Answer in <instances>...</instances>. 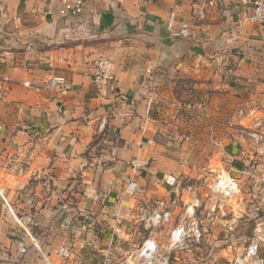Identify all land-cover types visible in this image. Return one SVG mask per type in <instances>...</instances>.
Returning a JSON list of instances; mask_svg holds the SVG:
<instances>
[{
  "label": "crops",
  "instance_id": "0c3cea01",
  "mask_svg": "<svg viewBox=\"0 0 264 264\" xmlns=\"http://www.w3.org/2000/svg\"><path fill=\"white\" fill-rule=\"evenodd\" d=\"M72 1L83 7L74 19L58 14V1L0 0V188L8 203L0 198V264H43V255L54 264L118 262L146 237L140 209L157 207L179 171L172 164L177 150L154 139L144 69L176 67L199 91H217L231 115L242 110L264 119V26L235 27L248 8L240 0ZM207 1L214 5L206 17L195 18L192 9ZM108 13L112 22L103 27ZM106 30L120 36L93 44ZM99 55L114 70L105 94L92 85ZM55 75H64L70 89L50 88ZM231 145L222 149L231 166L241 167L238 140ZM133 157L146 159L147 168L133 171ZM32 212L27 234L16 219ZM181 219L173 215L161 227L169 260L179 261L180 250L193 254L205 239L202 229L191 251L168 246ZM61 244L71 252L59 260Z\"/></svg>",
  "mask_w": 264,
  "mask_h": 264
},
{
  "label": "rangeland",
  "instance_id": "374dc122",
  "mask_svg": "<svg viewBox=\"0 0 264 264\" xmlns=\"http://www.w3.org/2000/svg\"><path fill=\"white\" fill-rule=\"evenodd\" d=\"M192 14L197 18L193 9ZM115 36L120 35L113 30L96 32L93 44ZM143 75L144 96L156 128L154 139L177 150V162L172 164L179 171V182L165 197L157 199V207L161 202L170 208L175 206L172 216L196 222L205 237L200 249L196 246L189 255L180 250L179 261L171 259L169 263L184 259L187 264H250L253 257L247 250L252 242L257 243V257L264 263V139H260L264 128L253 125L262 123L263 117L253 119L239 110L231 115L229 102L216 96L217 91L207 93L205 86L199 91L186 73L166 63L144 69ZM195 102H204L205 109ZM236 140L246 158L238 168L231 166L222 149L227 143L224 149L229 151ZM231 180L237 185L230 191ZM188 206L192 209L185 214ZM187 244L191 250L196 245ZM214 252L221 255L211 260Z\"/></svg>",
  "mask_w": 264,
  "mask_h": 264
},
{
  "label": "built area",
  "instance_id": "2783aa9c",
  "mask_svg": "<svg viewBox=\"0 0 264 264\" xmlns=\"http://www.w3.org/2000/svg\"><path fill=\"white\" fill-rule=\"evenodd\" d=\"M58 1L60 3L57 9L58 14L62 17L74 19L79 16L83 7L80 2H74L72 0H50ZM248 8L241 14L239 19L236 21L235 27L240 29L247 22L254 24L260 28L264 26V0H240ZM214 5L213 1H207L206 3L200 5L198 8L193 9V13L196 15L197 19L203 20L206 17V10L208 7ZM182 29L187 30L186 24L182 25ZM114 79V70L110 59L106 56H98L93 62L92 68V85L98 94H105L107 89L112 86V81ZM70 83L64 75H55L48 81V86L50 88H57L62 92H66L70 89ZM240 114H245L242 110H239ZM105 121L102 120L100 123V128H103ZM255 126H260L264 128V121L261 123L256 121L253 123ZM264 136H260V139ZM264 150V146H263ZM130 168L135 172H140L145 170L148 166L147 160L133 157L129 160ZM232 181V180H231ZM177 182H179L177 180ZM231 189H234L237 185L236 182L232 181ZM0 198L4 204H8L6 200V194L3 188H0ZM192 208L188 206L184 213H188ZM140 219L145 230H147V235L142 239V241L137 245V247L129 253L128 257L118 261L111 262L109 259H105L103 264H170L169 259L164 255L163 249L164 244L160 242L161 227L170 222L172 217V211L170 206L168 207L163 202H161L159 208H144ZM188 217V215H187ZM36 213L32 212L30 214H24L22 218L16 219V223L20 228L27 234H30L29 230L35 225ZM202 237V229L194 221H187L183 217L181 219L180 225L170 229L168 233L167 245L171 248L184 247L188 251H191L187 241L189 243L198 244L200 238ZM258 245L256 242H252L248 246L247 255L252 256L253 259L250 264H264L263 260L257 257ZM71 249L67 244H61L55 252V257L57 259H65L70 254ZM44 256L43 264H54L52 259ZM236 262L239 259L236 258Z\"/></svg>",
  "mask_w": 264,
  "mask_h": 264
},
{
  "label": "trees",
  "instance_id": "16d2710c",
  "mask_svg": "<svg viewBox=\"0 0 264 264\" xmlns=\"http://www.w3.org/2000/svg\"><path fill=\"white\" fill-rule=\"evenodd\" d=\"M112 18L113 16L110 13L103 15L102 19H104V23L102 24V26L104 27L107 24H110L112 22Z\"/></svg>",
  "mask_w": 264,
  "mask_h": 264
}]
</instances>
